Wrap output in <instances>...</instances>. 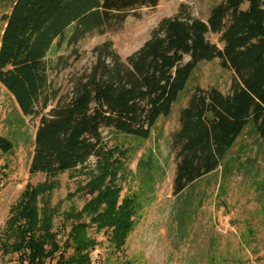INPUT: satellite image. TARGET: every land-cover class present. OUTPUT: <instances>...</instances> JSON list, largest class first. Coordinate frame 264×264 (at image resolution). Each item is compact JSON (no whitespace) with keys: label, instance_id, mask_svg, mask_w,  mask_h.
Wrapping results in <instances>:
<instances>
[{"label":"trees","instance_id":"trees-1","mask_svg":"<svg viewBox=\"0 0 264 264\" xmlns=\"http://www.w3.org/2000/svg\"><path fill=\"white\" fill-rule=\"evenodd\" d=\"M160 0H2L0 84L14 99L23 119L39 118L31 176L54 179L84 166L103 152V131L148 139L177 106L178 128L170 137L175 158L173 196L182 199L196 183L216 173L247 129L264 141V0H224L207 19L181 5L164 18L144 45L123 60L111 41L97 45L92 66L73 75L67 90L59 78L70 60L81 59L79 45L92 35L120 30L131 14L155 8ZM216 38L212 42L211 37ZM218 60L232 72L229 92L194 82L201 65ZM13 143L0 135V153ZM141 161L139 172L151 189L159 167ZM109 169L104 172L107 178ZM43 188L29 186L12 228L16 251L26 264H92L98 243L87 224L74 226L60 245L41 233L36 201ZM119 193L106 188L93 201L92 223L120 252L134 232L142 204L138 196L118 205ZM105 208L100 212L101 205ZM185 200L178 218L191 212ZM187 216V215H186ZM20 220L25 224L17 226ZM69 249L72 253L66 257Z\"/></svg>","mask_w":264,"mask_h":264},{"label":"rangeland","instance_id":"rangeland-1","mask_svg":"<svg viewBox=\"0 0 264 264\" xmlns=\"http://www.w3.org/2000/svg\"><path fill=\"white\" fill-rule=\"evenodd\" d=\"M222 1L160 0L155 8L131 14L120 30L85 39L78 47L81 59L70 60L71 66L62 72L59 84L67 90L73 75L92 66L95 46L111 41L126 60L149 40L162 19L176 16L181 5L205 20ZM4 11L0 9V18ZM2 29L0 19V38ZM211 40L216 42L214 36ZM232 77V72L223 70L216 60L201 65L194 82L204 89L215 86L227 94ZM179 108L170 118L162 119L148 139L104 130L101 156L48 179L29 173L40 119H23L14 99L0 84V135L14 146L10 153H0V264H26L16 251L18 238L11 225L28 186L44 189L35 205L41 233L50 231L62 245L74 226H89L88 236L98 243L91 252L92 264H264V141L247 129L225 165L178 199L173 196L176 163L170 152V137L179 126ZM150 159L159 173L154 174L152 190L146 191L148 181L140 175L139 165ZM108 169L111 172L104 178ZM106 188L118 191V205L133 196L142 204L137 226L120 252L92 223L91 205ZM189 197L191 212L180 223V208ZM104 208L102 204L100 212ZM24 224L20 220L17 226ZM71 253L69 249L65 256ZM46 264L56 262L48 260Z\"/></svg>","mask_w":264,"mask_h":264}]
</instances>
